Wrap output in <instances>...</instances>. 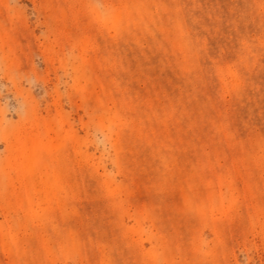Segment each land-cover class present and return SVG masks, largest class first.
<instances>
[{
	"label": "rangeland",
	"instance_id": "rangeland-1",
	"mask_svg": "<svg viewBox=\"0 0 264 264\" xmlns=\"http://www.w3.org/2000/svg\"><path fill=\"white\" fill-rule=\"evenodd\" d=\"M0 264H264V0H0Z\"/></svg>",
	"mask_w": 264,
	"mask_h": 264
}]
</instances>
